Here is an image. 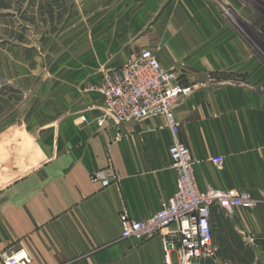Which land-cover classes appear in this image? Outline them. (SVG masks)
<instances>
[{"label": "crops", "instance_id": "0c3cea01", "mask_svg": "<svg viewBox=\"0 0 264 264\" xmlns=\"http://www.w3.org/2000/svg\"><path fill=\"white\" fill-rule=\"evenodd\" d=\"M73 1L61 28L30 40L21 25L22 40L0 42V253L25 248L29 264H165L161 235L121 238L120 214L147 219L175 190L166 118L99 127L102 98L87 88L151 49L194 87L174 111L197 187L246 191L253 200L231 213L212 209L213 243L221 212L223 240L229 228L239 243L254 235L264 261V63L227 14L251 24L258 7ZM102 169L107 181L92 182Z\"/></svg>", "mask_w": 264, "mask_h": 264}, {"label": "built area", "instance_id": "2783aa9c", "mask_svg": "<svg viewBox=\"0 0 264 264\" xmlns=\"http://www.w3.org/2000/svg\"><path fill=\"white\" fill-rule=\"evenodd\" d=\"M182 73L166 70L159 64L151 49H144L108 74L97 85L102 98L100 115L96 121L103 127L137 123L151 116L162 115L174 139L168 148L172 167L176 171L175 190L163 199L159 209L144 220H135L126 211L120 214L121 238L144 240L154 234L161 235L165 264H202L216 255L211 224L212 209L231 213L235 207L250 208L253 200L246 191H226L209 188L200 190L194 175V161L187 145L178 140L180 121L175 107L180 99L190 96L194 87L181 83ZM85 121V117L81 116ZM222 157L212 158L218 165ZM92 182H106L105 170L94 171ZM254 235H243V241L255 244ZM264 239V235L261 237ZM2 264H29L30 253L25 248L2 251Z\"/></svg>", "mask_w": 264, "mask_h": 264}, {"label": "rangeland", "instance_id": "374dc122", "mask_svg": "<svg viewBox=\"0 0 264 264\" xmlns=\"http://www.w3.org/2000/svg\"><path fill=\"white\" fill-rule=\"evenodd\" d=\"M251 1L258 7L251 16V24H247L233 13L227 14L252 41L253 47L262 56L260 62L264 63V1ZM73 2V0H0V42L22 40L26 29L21 28V25L30 27L26 33L30 40L41 33H52L58 27L61 28L72 16ZM87 88L89 89V86ZM213 222V226L217 227L218 251L214 257L204 260L202 264H264V261L255 255L253 246L243 240L239 243L230 228L225 232L227 241L226 238L223 240L221 212L214 216ZM221 239L224 241L222 247Z\"/></svg>", "mask_w": 264, "mask_h": 264}]
</instances>
